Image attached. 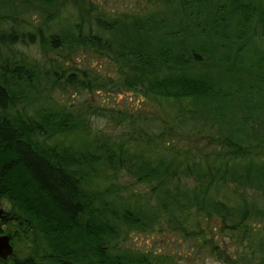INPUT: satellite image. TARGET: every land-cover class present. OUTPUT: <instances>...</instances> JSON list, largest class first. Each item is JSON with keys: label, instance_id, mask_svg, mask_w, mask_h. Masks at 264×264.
I'll list each match as a JSON object with an SVG mask.
<instances>
[{"label": "trees", "instance_id": "trees-1", "mask_svg": "<svg viewBox=\"0 0 264 264\" xmlns=\"http://www.w3.org/2000/svg\"><path fill=\"white\" fill-rule=\"evenodd\" d=\"M162 2L163 11L109 19L90 0H0V233L32 243L22 254L13 246L0 264L166 263L147 251H112L110 217L141 230L165 224L221 264H264V54L248 63L242 54L258 27L264 35V0ZM27 9L39 11L40 25L19 16ZM16 44L61 59L38 61ZM81 50L113 59L124 87L174 110L147 119L95 107L129 129L113 137L92 129L43 93L46 84L89 92L116 84L75 65L70 55ZM15 85L34 89L38 120L13 106L27 102ZM66 130L81 146L62 150L37 138ZM88 165L105 195L94 207L97 195L80 186ZM124 175L148 184L146 194L121 184ZM38 220L47 245L26 235ZM59 236L71 240L61 245Z\"/></svg>", "mask_w": 264, "mask_h": 264}, {"label": "rangeland", "instance_id": "rangeland-1", "mask_svg": "<svg viewBox=\"0 0 264 264\" xmlns=\"http://www.w3.org/2000/svg\"><path fill=\"white\" fill-rule=\"evenodd\" d=\"M95 7V10L104 14L103 16L109 17V19L122 18V16L127 15L128 17L134 16H143L150 13L158 12V10L163 11V7L166 5L163 0H90ZM169 9V8H168ZM1 10V9H0ZM25 19L33 22L36 27L40 25L43 21V16L40 15L39 11L34 9H27L23 15H19ZM259 27L256 29V39H249L246 43L243 54V62L248 63L250 59L257 58L259 54H264V35H260ZM16 48L21 51L28 53L29 56L38 58V61L45 62L46 56H56L59 59L61 57L56 55L55 51L43 50L38 45H26L22 46L16 44ZM70 58L73 59L75 65L82 68H90L93 71H97L102 77L105 75H112L116 79V84H111L110 82L104 85V88L93 89L89 92L86 89H77V88H66L62 89L59 86L49 87L44 90L43 93L49 95V98L53 100L57 106H63L66 110L71 112L75 117L82 116L87 122L90 123L92 129H98L102 132H106L110 136H116L122 132H125L129 129L128 121H123L121 123H116V121L107 119L101 114L95 112V107H114V109H119L126 113L134 112L137 113L140 111L142 115H145L147 119L153 115L160 114L162 111H173L174 108L166 102V100L161 98H156L153 96L143 97L141 91L135 89H128L124 87L118 76V64L114 63L113 59L109 60L106 56H98L88 51H77L70 55ZM264 70V68H262ZM41 84V85H43ZM14 90L18 93L25 95L26 103L23 98L16 102V105H13L17 108H23L27 111L28 114H33L35 119L38 118V112L35 110L38 109V102L32 99V92H35L34 89L25 88L23 86H14ZM264 95V89L260 92ZM260 99V98H259ZM256 100V99H254ZM239 102V101H238ZM260 112V111H259ZM257 112V113H259ZM11 113H14V109H11ZM148 122V121H147ZM50 137L42 136L39 134L37 138L39 141L42 139L50 145H56L59 149L68 150L77 148L81 146L80 137L77 136L75 131H53L50 133ZM100 167V166H99ZM81 185L82 188L89 193V196L93 199V195H97V198L92 201L90 206L94 207L97 204L102 205L101 202L104 201L105 195L98 194V190L102 191L103 186L99 184L98 179L96 180L93 175H91L92 168L90 165L84 166L81 168ZM89 171V172H88ZM119 182L125 185L128 190L134 189L139 193H145L147 191L148 184L135 182L131 176L124 175L118 177ZM258 194V193H257ZM2 206L5 208L4 204ZM90 214H85L82 217V221H85L89 218V221L94 222V217ZM113 219L115 223V232L111 236L104 237L106 240H109L112 251H125V250H136L138 252L147 251L153 256H157L162 260H165L166 263L173 264H221L218 259L206 252V249L200 247L196 244L197 242L190 239H184L181 235L176 232L167 229L162 224V230L155 228H146V229H137L129 226H125L118 218ZM35 224V226H34ZM45 228L46 223L44 220H38L33 222L31 230L26 233V235L32 234L34 232L35 240L38 242L41 241L45 244ZM78 231V230H77ZM21 233V232H20ZM75 233H79L75 232ZM24 234L16 235L11 243L12 246L18 249L20 254L26 249L25 245L29 239H25ZM49 238L51 236L48 235ZM67 237L59 236L58 240L61 245L70 242V238L66 241ZM34 239L32 240V242ZM89 241L91 239L89 238ZM88 241V242H89ZM87 242V243H88ZM48 244V240L46 245ZM49 246L50 242H49Z\"/></svg>", "mask_w": 264, "mask_h": 264}, {"label": "water", "instance_id": "water-1", "mask_svg": "<svg viewBox=\"0 0 264 264\" xmlns=\"http://www.w3.org/2000/svg\"><path fill=\"white\" fill-rule=\"evenodd\" d=\"M3 208L0 204V217L2 215ZM13 252V246L10 243V236L7 233H0V258L6 259Z\"/></svg>", "mask_w": 264, "mask_h": 264}]
</instances>
